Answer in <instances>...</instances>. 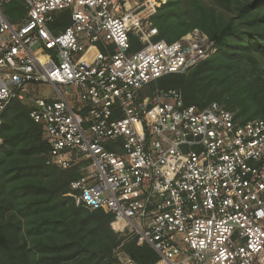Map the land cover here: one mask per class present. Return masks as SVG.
Returning <instances> with one entry per match:
<instances>
[{"label": "built area", "instance_id": "1", "mask_svg": "<svg viewBox=\"0 0 264 264\" xmlns=\"http://www.w3.org/2000/svg\"><path fill=\"white\" fill-rule=\"evenodd\" d=\"M164 2L0 0V112L29 104L49 162L78 174L65 196L110 214L149 264H264V120L149 91L216 51L199 28L156 40Z\"/></svg>", "mask_w": 264, "mask_h": 264}, {"label": "trees", "instance_id": "2", "mask_svg": "<svg viewBox=\"0 0 264 264\" xmlns=\"http://www.w3.org/2000/svg\"><path fill=\"white\" fill-rule=\"evenodd\" d=\"M57 13L66 25L68 11ZM152 20L156 40L199 28L216 51L186 73L157 79L150 92L177 89L186 105L217 102L242 121L264 120V0H165ZM0 119V264H115L112 251L124 237L110 214L65 196L78 174L47 163L29 104L10 101ZM123 246L139 264L156 259L134 239Z\"/></svg>", "mask_w": 264, "mask_h": 264}, {"label": "rangeland", "instance_id": "3", "mask_svg": "<svg viewBox=\"0 0 264 264\" xmlns=\"http://www.w3.org/2000/svg\"><path fill=\"white\" fill-rule=\"evenodd\" d=\"M34 96H37V97H50L53 95V89L48 86V85H45V84H38L34 87V93H32ZM25 103V102H24ZM26 104V103H25ZM28 104V103H27ZM47 163L51 166H53L49 160H48V157H47ZM111 226L112 228L115 230V232H117L118 235L120 236H123L124 237V240L118 245L116 246L113 251H112V254H113V257L115 259V264H119L118 262V253H121V252H126L124 250V243L125 242H128L130 240H133L134 238H131V237H128L126 236L125 234H123L122 232H119L112 224L111 222ZM135 240V239H134ZM137 245V243H136Z\"/></svg>", "mask_w": 264, "mask_h": 264}]
</instances>
